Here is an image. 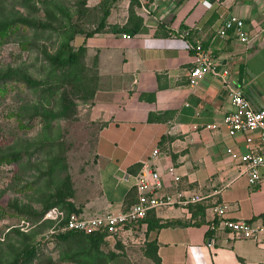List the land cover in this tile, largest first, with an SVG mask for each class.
<instances>
[{
    "label": "crops",
    "instance_id": "0c3cea01",
    "mask_svg": "<svg viewBox=\"0 0 264 264\" xmlns=\"http://www.w3.org/2000/svg\"><path fill=\"white\" fill-rule=\"evenodd\" d=\"M121 1L122 9L112 10L102 29L97 31L98 25L80 41L104 63V84L88 110L89 120L101 125L95 165L99 194L84 202L81 214L127 209L126 197H136L133 177L158 149L154 167L164 175L166 165H173L181 177L179 189L204 197L187 212L151 213L160 223H178L148 232L160 264H264V242L209 229L218 222L217 206L224 207V219L264 227V168L261 182L250 187L226 153L244 154L243 136L202 128L221 123L233 110L229 89L209 74L193 88L188 83L193 45L228 70L231 88L246 98L250 90L257 100L252 106L264 108V0H148V13L137 0ZM228 16L243 21L251 38L247 45L216 37Z\"/></svg>",
    "mask_w": 264,
    "mask_h": 264
},
{
    "label": "rangeland",
    "instance_id": "374dc122",
    "mask_svg": "<svg viewBox=\"0 0 264 264\" xmlns=\"http://www.w3.org/2000/svg\"><path fill=\"white\" fill-rule=\"evenodd\" d=\"M88 1L0 0V24L13 25L0 38V264H156L144 225L96 249L83 235L50 237L40 223L55 195L80 210L99 194L101 125L88 110L104 63L80 41L122 1ZM77 51L72 66L52 63Z\"/></svg>",
    "mask_w": 264,
    "mask_h": 264
},
{
    "label": "built area",
    "instance_id": "2783aa9c",
    "mask_svg": "<svg viewBox=\"0 0 264 264\" xmlns=\"http://www.w3.org/2000/svg\"><path fill=\"white\" fill-rule=\"evenodd\" d=\"M137 2L144 12L148 13L145 8L148 0ZM179 37L183 38L184 35L179 33ZM216 37L221 39L232 37L246 45L251 41L244 30L243 21L235 16H228L221 22L216 30ZM129 38V35H123V39ZM189 49L193 53V67L188 74L189 86L195 87L209 74L229 89L233 108L221 123L207 124L202 128L207 131L224 128L229 136H243L245 153L237 154L232 149H227L226 153L232 162L239 165L240 175L246 177L248 185L254 187L261 182L260 170L264 168V108L255 109L241 90L231 88L228 70L214 62L206 51L193 45H189ZM159 156L160 151L155 149L149 160L142 163L140 170L133 177L136 197L127 209L104 216L85 217L77 213L68 214L58 207H52L45 211L40 219V223H50L47 235L53 237L66 233L84 235L105 233V239L113 238L125 230L137 227L150 213L162 209H180L187 212L190 206L203 201L204 197L201 195L192 193L187 195L179 189L181 177L173 165H166L164 175L154 167ZM213 211L218 217V222L212 223L210 230L227 232L231 239L264 242V227L254 226L242 220L224 219L223 206H217Z\"/></svg>",
    "mask_w": 264,
    "mask_h": 264
},
{
    "label": "trees",
    "instance_id": "16d2710c",
    "mask_svg": "<svg viewBox=\"0 0 264 264\" xmlns=\"http://www.w3.org/2000/svg\"><path fill=\"white\" fill-rule=\"evenodd\" d=\"M106 16L105 15L103 17V19L101 20L99 26L97 27V31L102 29L103 28V25H104V22H105V19H106ZM21 24V23H20ZM11 26H13L11 23H1L0 24V38L3 37V38H7L8 36H10V30H11ZM93 33H89L87 34L88 36L91 35ZM2 39V38H1ZM66 51L69 50V46H65L63 48ZM83 51V48L79 49V51ZM77 51V52H74V53H71L70 55H68L66 58L64 59H55L52 61V63L55 65V66H58V67H65V66H68V65H74L75 62L77 61V58L79 57V54L80 52ZM95 93V92H94ZM94 93H92L91 95V98L93 99V96H94ZM48 147H51L48 146ZM69 197V195H66L65 197L64 196H61V195H55V201H53L52 203L48 204V208L45 209L41 214H40V217L43 216L44 212L47 211L48 209L52 208V207H58L60 204H63V206L65 207L64 209H62L61 207H58L60 209H62L63 211H65L66 213L70 214V213H77V214H81V211L79 209H75L74 206L71 204V203H68L66 201V199ZM128 196L126 197V200H125V203H127V205L129 204H132L134 202L133 200V197H130L128 198ZM39 217V218H40ZM43 225H47L48 227H50V223L48 222H43L41 223ZM144 224H146V236H148V232L150 230H154L155 228H160V227H164V226H167V225H173V224H178L177 222H166V223H160V220L155 218L154 214H149L143 221H141L139 224H138V228H140L141 226H143ZM70 234H79V233H66V234H63V235H57V237H65L67 235H70ZM79 235H83L87 241L92 244L94 247L99 248L101 245L104 244V239H105V233H96V234H89V235H84V234H79ZM149 246L152 247L153 249V256L152 258L155 260L156 264H160L158 258L156 257V246L153 242H148ZM27 255H29V253H27V251L24 253L23 255V259H26L27 258ZM22 259V260H23ZM20 261V258H16L12 264H19L18 262Z\"/></svg>",
    "mask_w": 264,
    "mask_h": 264
},
{
    "label": "water",
    "instance_id": "95a60500",
    "mask_svg": "<svg viewBox=\"0 0 264 264\" xmlns=\"http://www.w3.org/2000/svg\"><path fill=\"white\" fill-rule=\"evenodd\" d=\"M249 91V95L247 96V98H248V100L253 104V103H255L257 100H256V98H255V96L253 95V93L250 91V90H248ZM259 107V106H258ZM259 109H261L260 107L257 109V110H259Z\"/></svg>",
    "mask_w": 264,
    "mask_h": 264
}]
</instances>
